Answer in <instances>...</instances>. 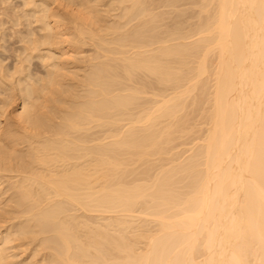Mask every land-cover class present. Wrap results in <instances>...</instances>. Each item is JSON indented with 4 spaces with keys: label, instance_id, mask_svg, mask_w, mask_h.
<instances>
[{
    "label": "bare ground",
    "instance_id": "1",
    "mask_svg": "<svg viewBox=\"0 0 264 264\" xmlns=\"http://www.w3.org/2000/svg\"><path fill=\"white\" fill-rule=\"evenodd\" d=\"M0 264H264V0H0Z\"/></svg>",
    "mask_w": 264,
    "mask_h": 264
},
{
    "label": "rangeland",
    "instance_id": "2",
    "mask_svg": "<svg viewBox=\"0 0 264 264\" xmlns=\"http://www.w3.org/2000/svg\"><path fill=\"white\" fill-rule=\"evenodd\" d=\"M180 140H181V139H180ZM185 141H186V140H185ZM181 143H182V144H180V143L178 144V145L181 147V148L178 147V148H180V149H178V150H183V149L185 150V149L190 148V147L192 146L191 142L188 143V144H191V145H189V146H184V145H183V140H182ZM188 144H187V145H188ZM181 145H182V146H181ZM185 145H186V144H185ZM178 150H177V151H178ZM185 156H187V155H185Z\"/></svg>",
    "mask_w": 264,
    "mask_h": 264
}]
</instances>
